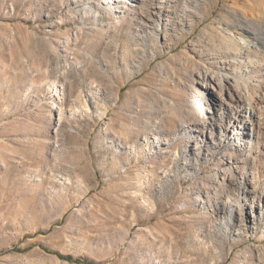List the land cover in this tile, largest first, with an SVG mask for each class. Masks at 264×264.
Returning <instances> with one entry per match:
<instances>
[{
  "label": "rangeland",
  "instance_id": "374dc122",
  "mask_svg": "<svg viewBox=\"0 0 264 264\" xmlns=\"http://www.w3.org/2000/svg\"><path fill=\"white\" fill-rule=\"evenodd\" d=\"M242 26L264 44V0H0V264H264V218L218 210L225 158L263 187L264 136L190 130Z\"/></svg>",
  "mask_w": 264,
  "mask_h": 264
},
{
  "label": "bare ground",
  "instance_id": "6f19581e",
  "mask_svg": "<svg viewBox=\"0 0 264 264\" xmlns=\"http://www.w3.org/2000/svg\"><path fill=\"white\" fill-rule=\"evenodd\" d=\"M158 13L155 15L158 20L151 17L150 21L159 28L161 24H166V19H160L161 12ZM236 34L237 37L229 32L226 34V53L229 55L225 62L231 70L204 73L202 77L201 85L204 88L211 87L217 96L211 95L207 114L190 129L195 136V147L199 149L208 150L210 144L218 148L228 140L243 147L254 146L264 136V110L261 105L264 103V94L259 84L251 83L249 77H245L250 67L257 63L264 64V44L258 40L259 36L244 26L237 28ZM214 80L217 89L214 88ZM216 127L219 129L217 136L213 132ZM223 163L227 171L233 168L234 172L228 174L230 185L222 192L224 198L218 210L227 213V225L238 222L237 226L240 227L251 216L256 220L251 226L254 229L264 218V185L260 187L251 167L243 166L237 170V161L232 156L225 158Z\"/></svg>",
  "mask_w": 264,
  "mask_h": 264
},
{
  "label": "trees",
  "instance_id": "16d2710c",
  "mask_svg": "<svg viewBox=\"0 0 264 264\" xmlns=\"http://www.w3.org/2000/svg\"><path fill=\"white\" fill-rule=\"evenodd\" d=\"M48 252H51V253H53V254H56V255H58L60 258L65 259V260L76 261L75 259L72 258V256H70V255H63V254H61V253L58 252V251H50V250H48ZM86 264H89V263L87 262Z\"/></svg>",
  "mask_w": 264,
  "mask_h": 264
}]
</instances>
